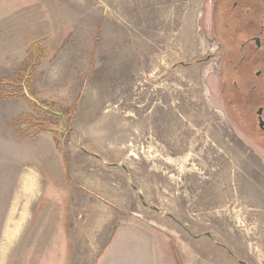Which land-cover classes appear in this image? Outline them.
Listing matches in <instances>:
<instances>
[{
  "label": "rangeland",
  "instance_id": "rangeland-1",
  "mask_svg": "<svg viewBox=\"0 0 264 264\" xmlns=\"http://www.w3.org/2000/svg\"><path fill=\"white\" fill-rule=\"evenodd\" d=\"M212 5L0 0V264H264Z\"/></svg>",
  "mask_w": 264,
  "mask_h": 264
},
{
  "label": "flooded vegetation",
  "instance_id": "flooded-vegetation-1",
  "mask_svg": "<svg viewBox=\"0 0 264 264\" xmlns=\"http://www.w3.org/2000/svg\"><path fill=\"white\" fill-rule=\"evenodd\" d=\"M212 7V29L230 61L229 118L264 150V0H213Z\"/></svg>",
  "mask_w": 264,
  "mask_h": 264
},
{
  "label": "trees",
  "instance_id": "trees-1",
  "mask_svg": "<svg viewBox=\"0 0 264 264\" xmlns=\"http://www.w3.org/2000/svg\"><path fill=\"white\" fill-rule=\"evenodd\" d=\"M0 84H1V85H4V86H12V85H14V84H16V83L11 84V83H7V82H1ZM13 87L16 88V89H18V88H17V85H14ZM16 93H17V92H12V93H9V94H5V96H7V97H12V95H14V96L17 95Z\"/></svg>",
  "mask_w": 264,
  "mask_h": 264
},
{
  "label": "bare ground",
  "instance_id": "bare-ground-1",
  "mask_svg": "<svg viewBox=\"0 0 264 264\" xmlns=\"http://www.w3.org/2000/svg\"><path fill=\"white\" fill-rule=\"evenodd\" d=\"M35 190V189H34ZM27 197V196H26ZM26 199V198H25Z\"/></svg>",
  "mask_w": 264,
  "mask_h": 264
}]
</instances>
